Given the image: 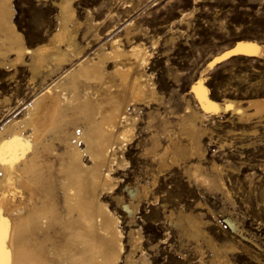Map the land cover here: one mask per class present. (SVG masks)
<instances>
[{"label":"bare ground","instance_id":"bare-ground-1","mask_svg":"<svg viewBox=\"0 0 264 264\" xmlns=\"http://www.w3.org/2000/svg\"><path fill=\"white\" fill-rule=\"evenodd\" d=\"M76 1L50 0L55 9L53 27L33 38L16 19L15 0H0V264H150L133 214L141 199L150 195L157 175L151 170V181L127 185L126 200L117 189L121 179L115 168L129 163L126 151L138 142V129L149 135L141 154L156 162L157 169L183 161L188 179L231 200L221 167L212 162L211 173L200 161L205 158L202 136L208 132L204 115L184 95L183 111L172 119L156 105L153 108L162 96L146 70L152 55L149 46L131 39V24L124 29L127 46L119 34L99 43V22L88 10L85 21L81 20ZM107 9L105 14L111 18L113 9ZM190 13L182 12L181 19ZM82 25V38L92 33L99 43L87 55V43L79 39ZM263 52L264 45L245 39L210 61L190 87L202 109L216 115L229 109L239 123H250L254 117L261 121L264 94L243 100L224 96L217 101L210 96L204 73L232 53L260 57ZM21 69L29 73L24 88L14 79ZM141 105L146 107L145 115H140ZM255 131L253 125L249 133ZM225 145L221 140L219 146ZM106 193L130 215L126 229ZM163 215L185 237L207 244L210 257L200 258V264H231L226 252L236 247L208 236L203 219L179 208ZM227 219L237 231V220Z\"/></svg>","mask_w":264,"mask_h":264},{"label":"rangeland","instance_id":"rangeland-1","mask_svg":"<svg viewBox=\"0 0 264 264\" xmlns=\"http://www.w3.org/2000/svg\"><path fill=\"white\" fill-rule=\"evenodd\" d=\"M34 2L15 0L16 19L22 29L26 30L25 33L33 38L40 33L46 35L45 33L53 27L55 12L50 0L42 4ZM109 6L113 9L111 18L107 15ZM76 8L81 20L85 21L88 10L93 16L91 18L99 22L98 31L102 39L99 43L111 39V34H119L127 46L129 42L124 29L131 24V39L137 43L141 41L151 49L152 55L146 70L152 74L157 90L162 96V101L153 104V108L159 107L162 115L172 119L183 111L184 95L191 105L204 115L203 125L208 132L202 136L205 158L200 161L211 173L213 170L208 166L212 162L215 161L221 167L225 188L231 196L229 200L221 191H208L197 186L184 173L183 161L162 170L157 169L156 162H152L148 155L141 154L149 135L147 131L138 129L136 136L139 137L136 140L139 144H129L126 151L129 163L125 167L115 168L121 179L117 189L123 192L126 200L127 185L134 186L143 180L151 181L152 172L157 175L156 182L150 185V195L141 199L133 214V224L141 228L142 241L146 246L150 264H200V258L208 260L210 257V250L202 239L196 242L185 237L173 224L166 222L168 220L163 213L177 208L190 210L203 219L201 225L204 231L217 243H231L236 247L226 252L231 264H264V116L261 121L254 117L250 123L244 124L239 123L229 109L217 115L211 114L202 109L190 88L193 81L198 79L201 70L237 41L246 39L264 45V0H133L130 3L129 0H78ZM30 10L32 12H29ZM125 10H128V13L124 12ZM186 11L192 13L181 19L182 12ZM84 27L85 25H82L79 28V39L82 44L87 43V55L93 53L99 43L94 41L92 33L82 38ZM35 30H39L38 34ZM153 40L157 41L155 45L151 43ZM28 74L26 69H21L15 74L14 79L21 88L25 87L22 85L26 83ZM204 75L210 96L217 101H222L224 96L243 100L263 95L264 52L260 57L232 53L216 61L212 67L206 69ZM24 92L30 94L28 90ZM141 109L140 115H145L146 107L141 105ZM253 125L256 131L250 134L249 130ZM160 137L161 143L165 144V138ZM224 139L228 145L222 148L219 144ZM103 195L109 206L117 211L126 229V224L131 220L130 215L118 206L108 193ZM162 202L166 205L165 208ZM227 218H234V222L237 220V231L232 230ZM151 243H154L155 247H150ZM196 244L198 247H195Z\"/></svg>","mask_w":264,"mask_h":264}]
</instances>
